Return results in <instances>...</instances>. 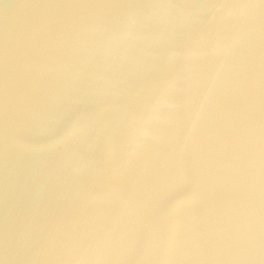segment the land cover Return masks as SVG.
<instances>
[{
  "label": "water",
  "instance_id": "water-1",
  "mask_svg": "<svg viewBox=\"0 0 264 264\" xmlns=\"http://www.w3.org/2000/svg\"><path fill=\"white\" fill-rule=\"evenodd\" d=\"M248 2L264 0H0V264L13 241V264H44L56 232L74 237L176 202L209 217L228 207L236 143L264 121V18L240 47L222 16ZM193 63L201 77L227 73L219 139L195 174H179L171 146L125 156L115 122ZM46 89L49 119L23 120ZM81 116L90 134L73 128Z\"/></svg>",
  "mask_w": 264,
  "mask_h": 264
},
{
  "label": "clouds",
  "instance_id": "clouds-1",
  "mask_svg": "<svg viewBox=\"0 0 264 264\" xmlns=\"http://www.w3.org/2000/svg\"><path fill=\"white\" fill-rule=\"evenodd\" d=\"M163 11L151 10L147 16ZM222 16L235 27L233 44L243 47L253 35L261 34L264 3H237ZM129 38L137 39L132 33ZM226 79L224 70L201 77L194 63L186 64L173 81L145 97L137 111L115 122L113 131L121 138L124 155L134 157L171 146L179 174L194 175L219 139L220 96ZM54 98L55 91L46 89L22 111L21 118L47 121V104ZM78 123L75 130L92 132L83 116ZM229 168L233 198L225 210L211 217L176 202L166 212L121 216L111 226L101 225L74 237L62 238L56 232L41 259L44 264H264V121L254 120L237 141ZM19 252L15 241L5 246L9 264Z\"/></svg>",
  "mask_w": 264,
  "mask_h": 264
}]
</instances>
